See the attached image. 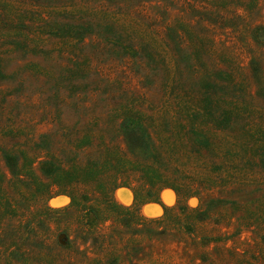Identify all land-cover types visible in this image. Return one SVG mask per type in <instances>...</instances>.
I'll return each instance as SVG.
<instances>
[{
  "label": "rangeland",
  "instance_id": "rangeland-1",
  "mask_svg": "<svg viewBox=\"0 0 264 264\" xmlns=\"http://www.w3.org/2000/svg\"><path fill=\"white\" fill-rule=\"evenodd\" d=\"M0 264H264V0H0Z\"/></svg>",
  "mask_w": 264,
  "mask_h": 264
},
{
  "label": "trees",
  "instance_id": "trees-1",
  "mask_svg": "<svg viewBox=\"0 0 264 264\" xmlns=\"http://www.w3.org/2000/svg\"><path fill=\"white\" fill-rule=\"evenodd\" d=\"M95 209V208H93ZM90 211V215L92 217V219H97L100 215V213L95 209V210H89ZM135 219H137V215L135 214ZM133 222V221H132Z\"/></svg>",
  "mask_w": 264,
  "mask_h": 264
}]
</instances>
